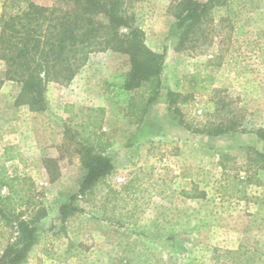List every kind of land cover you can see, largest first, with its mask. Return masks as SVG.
<instances>
[{
	"label": "rangeland",
	"instance_id": "obj_1",
	"mask_svg": "<svg viewBox=\"0 0 264 264\" xmlns=\"http://www.w3.org/2000/svg\"><path fill=\"white\" fill-rule=\"evenodd\" d=\"M34 1L51 5L55 0ZM171 1L135 3L144 5L146 44L164 54L160 96L140 125H130L122 111L128 99L123 89L130 70L127 55L91 54L70 83L47 84L42 111L16 103L19 85L5 79L0 62V154L8 145L20 150L22 160L7 162V169L33 179L47 213L39 226L41 243L26 264H127L121 262L125 239L164 264H239L225 253L241 245L264 257V159L254 153L264 154V140L253 132L194 133L174 118L167 103L169 91H181L184 75L210 72L214 81L207 93L194 96L189 116L213 119L218 102L221 114L232 112L248 129H264V0L215 6L202 24V38L195 44L188 40L187 48L178 51L184 29L171 13ZM68 104L106 108L111 185L120 187L138 169L154 173L150 203L137 223L119 226L103 217L99 202L78 195L85 170L66 138ZM0 193L8 192L2 188ZM72 196L83 211L63 223L60 210ZM7 239L6 233L0 237V255ZM69 241L80 245L81 257L61 261L41 250L64 257Z\"/></svg>",
	"mask_w": 264,
	"mask_h": 264
},
{
	"label": "trees",
	"instance_id": "obj_2",
	"mask_svg": "<svg viewBox=\"0 0 264 264\" xmlns=\"http://www.w3.org/2000/svg\"><path fill=\"white\" fill-rule=\"evenodd\" d=\"M141 1L55 0L51 5H42L34 0H3L0 62L5 65V79L19 85L16 103L27 104L32 111L45 110L49 82L70 83L91 54L112 51L127 55L130 62L123 85L128 92L127 103L122 108L124 117L130 125L142 124L160 96L164 54L146 44L141 21L144 5H135ZM231 4L232 0L205 3L172 0L171 13L178 27L184 29L177 51L186 49L188 40L192 39L195 44L202 38V24L215 6ZM261 61L264 65V53ZM213 81L210 72L197 71L184 75L181 91H169L167 94L168 108L174 118L194 133L218 136L253 132L264 140L263 128L248 129L234 113L221 114L218 102L213 119L200 121L189 116L194 96L207 93ZM2 82L3 79H0ZM221 107L226 106L223 104ZM65 112L69 114L65 121L66 138L74 144L85 170L78 195L87 202H99L103 217L119 226L137 223L150 203L156 181L154 173L138 169L120 187L111 185L107 177L114 167L107 154L112 142L104 130L106 108L76 109L75 105L68 104ZM68 122L73 125L70 127ZM252 150L249 148V151ZM254 153L264 159L263 153ZM16 159L22 160V153L15 145L6 146L0 154V190L5 188L8 192L6 195L0 193V237L5 233L8 235L0 264H26L30 253L41 243L39 226L47 214L39 199L42 193L37 190L33 179L9 173L6 163ZM51 161L54 163L53 159ZM185 176L191 177V173ZM76 198L72 196L71 202L61 207L63 223L74 213L83 211L74 204ZM262 205L264 209V203ZM262 220L264 222V218ZM124 242L121 262L164 264L153 253L136 250L134 243L126 239ZM41 250L47 257L61 261L81 257L82 252L80 245L72 241L66 246L64 257L55 256L50 248ZM257 253L241 245L225 254L239 264H264V257Z\"/></svg>",
	"mask_w": 264,
	"mask_h": 264
},
{
	"label": "crops",
	"instance_id": "obj_3",
	"mask_svg": "<svg viewBox=\"0 0 264 264\" xmlns=\"http://www.w3.org/2000/svg\"><path fill=\"white\" fill-rule=\"evenodd\" d=\"M147 115H148V113H147ZM147 115H146V117H147ZM146 117H145V118H146Z\"/></svg>",
	"mask_w": 264,
	"mask_h": 264
}]
</instances>
